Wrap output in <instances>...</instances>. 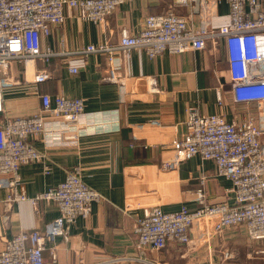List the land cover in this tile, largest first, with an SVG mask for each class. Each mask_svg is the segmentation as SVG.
I'll list each match as a JSON object with an SVG mask.
<instances>
[{
  "label": "crops",
  "instance_id": "1",
  "mask_svg": "<svg viewBox=\"0 0 264 264\" xmlns=\"http://www.w3.org/2000/svg\"><path fill=\"white\" fill-rule=\"evenodd\" d=\"M264 7V0H260ZM171 0H125L109 15L105 25L81 20L74 10L65 11L62 24L40 39L47 61L30 62L20 72L24 85L8 92V115L18 117L39 111L38 95L82 98L90 132L76 142H30L43 154L38 163L20 167L18 175L28 197L62 182L74 169L82 181L103 197L91 204L87 218L68 227V238L47 242L46 264H136L138 255L132 227L145 210L159 207L175 212L198 208L196 192L202 187L209 203H232L231 182L217 176L213 161L198 156L175 161L172 143L186 134L189 108L200 114H222L241 121L253 105L231 101L226 76L225 51L204 50L149 58L141 49L116 54L110 64L105 53L67 54L89 45H117L121 31L137 34L149 15L164 14ZM173 11L192 29L215 28L229 22V7L219 0H189ZM78 72L72 74L68 67ZM118 69L119 82L107 81L110 67ZM22 67H20V71ZM47 72L46 81L34 85L32 75ZM26 75V76H25ZM222 95L217 103L216 92ZM247 113V114H246ZM59 216L52 202H8L0 188V251L20 231H44ZM213 219L199 221L189 231L190 244L147 253L160 264H264V244L251 241L244 226L212 232ZM55 249L52 261L50 249ZM186 251V252H185ZM109 261V262H108Z\"/></svg>",
  "mask_w": 264,
  "mask_h": 264
},
{
  "label": "built area",
  "instance_id": "2",
  "mask_svg": "<svg viewBox=\"0 0 264 264\" xmlns=\"http://www.w3.org/2000/svg\"><path fill=\"white\" fill-rule=\"evenodd\" d=\"M125 0H0V188L7 191L8 202L29 201L36 207L40 201L54 203L59 216L44 231H20L0 251V264H46L43 252L47 242L68 238V227L79 217L87 218L91 204L103 197L88 187L78 169L67 174L53 188L28 197L18 172L21 166L43 159L30 142L39 137L49 142H76L90 132V118L85 117L82 98L47 94L38 95L40 109L31 115L11 117L5 104L9 91L24 85L19 73L28 70L36 59L47 61L40 39L52 27L62 24L65 11L74 10L83 21L105 25L109 15ZM229 7V22L215 28L192 29L184 17L172 8L186 6L189 0H171L164 14L149 15L143 28L134 35L121 31L117 45L93 46L67 54L105 53L110 64L116 54L141 49L149 58L167 51L181 54L204 50L208 44L214 53L225 51L226 76L231 101L253 105L241 121H228L222 114H200L189 108L186 134L172 143L175 153L171 169L178 162L198 156L213 161L216 175L231 182L232 203H209L202 187L196 192L198 208L181 207L164 212L155 206L145 210L134 221L132 233L138 255L131 261L155 264L147 253L162 252L167 247H187L190 228L199 221H210L212 232L244 226L251 241L264 244V7L260 0H219ZM20 67L22 70L20 71ZM76 74L78 69L70 65ZM26 76V75H25ZM34 85L50 75L39 71L32 75ZM118 69L110 67L107 81L119 82ZM222 105V95L216 92ZM52 261L55 249H50Z\"/></svg>",
  "mask_w": 264,
  "mask_h": 264
},
{
  "label": "rangeland",
  "instance_id": "3",
  "mask_svg": "<svg viewBox=\"0 0 264 264\" xmlns=\"http://www.w3.org/2000/svg\"><path fill=\"white\" fill-rule=\"evenodd\" d=\"M186 252V251H185ZM155 264H160L158 261H154ZM136 264H139V263H136Z\"/></svg>",
  "mask_w": 264,
  "mask_h": 264
},
{
  "label": "bare ground",
  "instance_id": "4",
  "mask_svg": "<svg viewBox=\"0 0 264 264\" xmlns=\"http://www.w3.org/2000/svg\"><path fill=\"white\" fill-rule=\"evenodd\" d=\"M109 262V261H108ZM105 264V263H104Z\"/></svg>",
  "mask_w": 264,
  "mask_h": 264
}]
</instances>
